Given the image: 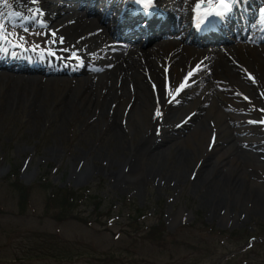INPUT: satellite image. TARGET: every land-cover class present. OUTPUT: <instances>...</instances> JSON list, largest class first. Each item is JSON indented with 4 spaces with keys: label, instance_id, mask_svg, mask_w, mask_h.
Here are the masks:
<instances>
[{
    "label": "rangeland",
    "instance_id": "rangeland-1",
    "mask_svg": "<svg viewBox=\"0 0 264 264\" xmlns=\"http://www.w3.org/2000/svg\"><path fill=\"white\" fill-rule=\"evenodd\" d=\"M117 65L119 62L113 66ZM7 75L14 77L12 87L17 76L30 83L29 78H41L28 92L47 87L49 100L48 108L34 115L32 111L40 102L34 105L33 96L17 106L4 93L0 97V264H264V157L253 162L240 154L237 172L223 168L225 162L220 161L207 177L205 162L219 157V149L228 146L232 149L230 160H237L236 151L242 149L251 150L258 159L261 151L252 146L258 147L256 141L263 139L264 126L262 115L254 114L257 110L243 111L224 102L225 112L231 114L225 121L228 130L223 132L220 121L205 116L201 92H197L191 101L196 109L190 106L189 111L195 110L198 116L193 115L191 126L180 133L207 125L212 129V143H200L188 161L185 140L180 144H168L167 140L156 153L172 146L169 154L140 160L134 149L149 143V133L157 138L152 143H159L163 136L153 135L150 124L159 100L153 88L135 93L132 80L134 87H128V92L107 94L108 103L103 102L107 90L100 89L102 97L97 104L90 93L89 104L82 101L83 109L64 117L51 104H59L67 95L77 104L81 94L77 89L83 91L88 79L96 83L98 76L49 78L58 81L46 85L48 76L41 74ZM241 76L251 88L245 91L246 99L241 98L251 108L257 88L248 73L242 71ZM101 77L106 82L105 76ZM213 79L204 85L209 86ZM107 83L111 86L112 80ZM218 91L226 90L216 83L211 94ZM139 93L146 95V104L140 102L142 106L134 111L133 96ZM175 118H166L165 125L182 119L178 114ZM157 166L163 168L162 173L148 172ZM175 174L178 176L172 178ZM222 174L226 182L221 185L205 183L219 180ZM246 174L251 183L261 187L243 181ZM249 194L254 196L248 199ZM206 195L223 197L226 206L213 213L205 208ZM84 198L87 200L79 201ZM141 214L146 219L138 223L135 217ZM250 237L257 241L249 250Z\"/></svg>",
    "mask_w": 264,
    "mask_h": 264
},
{
    "label": "bare ground",
    "instance_id": "bare-ground-1",
    "mask_svg": "<svg viewBox=\"0 0 264 264\" xmlns=\"http://www.w3.org/2000/svg\"><path fill=\"white\" fill-rule=\"evenodd\" d=\"M40 1H41L40 6L44 9H47L48 3L45 0H40ZM29 2H31V0H29ZM11 5L3 4L2 7H0V16H2V18L4 17V14L8 12L7 9ZM82 14H86V13H77V14L72 15L73 16L72 20L74 19V21L71 23H66L64 21L60 23V26L64 24L61 29V35L63 36L64 39H67L68 41H71V42H74L77 39L79 42H81L84 39L83 36H80V37L78 36L76 38H73V36H77L79 34L86 35L87 33L91 31V28L95 26V24L93 23L101 19V17L98 16L96 19L90 22L88 20H85V18H83L82 16H80ZM17 17H19L21 22L24 23L23 17L19 15H14L15 21H19ZM67 20L69 19H65V21ZM2 24H4L3 21H2ZM5 24H6L5 26L6 29L13 28L12 25H16V26L18 25L16 22L15 24L12 23V25L9 22ZM98 27H102V26H98ZM95 30L96 29L92 30V32ZM20 32L21 33L17 34L18 35L17 41L18 40L20 41L21 39H25V36H27L28 33L32 34L30 33L31 31H20ZM25 32H28V33H25ZM97 37H103V34ZM225 48L226 49L224 50V53L218 48H213L212 53L215 56L213 66L209 67L208 61L206 63L202 62L201 65L196 66L197 68L204 69V72H202L199 76H197L198 79L207 78L210 71L213 73V76H212L214 78L213 83L210 84L209 86H205L204 84L201 83V85L203 86L197 91L201 92V95L199 96V101H200V104L205 107V116L209 119H216L217 121H220L222 123V126L219 128V130H222L223 132H226L228 130L225 121H226V118L229 116L228 114H231V113L225 112L224 108L226 105L236 106L237 108L243 111H253L254 110V109H251L247 104H244L242 101L241 95L243 96V98H245L246 96L244 90L249 91V89L251 88L245 84L241 74L237 71L236 66H238V64L241 62L244 66H247L251 70L255 71L259 75V78L261 80L259 85L262 88H264V58L262 56L263 54H260L258 52V49H256L252 45L235 44L234 46H230L228 48L225 47ZM136 49L140 50L142 52V55H140V52L137 51V52H130L127 56L123 54L117 57V61L119 62V65H117L115 70L107 77L108 80H112L111 77H114V76H117V78L119 79L121 78L120 80L121 86H119V79H117L115 84H112V86L110 87L106 84L104 78H102L101 76L98 78L96 83H94L93 80L88 79L83 91H82V88L77 89L81 91V94L79 93V95L77 96V101L79 100L77 104H75V102H72L69 99V95H67L64 99L60 100L59 104L52 103L51 108H53V110H58L59 112H61L62 116L64 117H71V115H73L75 111L79 112V110L83 109V108H80L82 105V101H87V104L90 103L89 101H91L92 99V97H89L90 93H92L95 103L97 104V101H100L102 97V95L99 92L100 89L107 90V92H105L106 95L103 97V102L105 103H108V97L105 99L107 94L110 96L113 94L114 91L118 92L119 90H121L122 93L128 92L129 88H128L127 82L129 81V79L135 82V93L141 91L144 88H150V87L153 88L152 86L148 85V83L145 81L146 78L143 72L141 71L143 68L141 59L142 58L145 59L146 66L153 73L154 78L157 81L161 77V75L158 76L157 67L155 66V63L152 61V59H150V56H154L155 58L159 59L162 57L161 55L162 52H166L168 54L169 52L172 51L173 48L172 46H164L162 44H158L155 49H144L143 47H139V46H137ZM262 49L264 50V46H262ZM185 50L187 51V54L184 57H181L179 54H176V53L172 54L170 57L171 61H174V65H173L174 68H173V72L171 75L174 80L173 87L171 91H166V90L162 91V88L158 90V99H159L158 105H165L166 100H168L169 93L174 92L181 82V79L183 76L182 73L184 72V69L176 68V66L177 65L183 66V62L185 59H186V62L188 63L190 62L193 63L195 61H198L200 57L204 56V54L208 52V50L195 52L193 48L191 49L187 47L185 48ZM229 54L238 60L236 61L238 63L237 65L235 64L236 62L233 64L231 60L227 57ZM224 56L227 59L224 58ZM35 61L38 62L36 58H35ZM1 65H6V63H4V60L3 61L1 60L0 62V71H3L0 74V97H1V94L4 93V96H9L13 105L17 106L19 101H21L22 103L23 100H29L33 96L34 105H37V102H40L38 109H35L32 111V114L34 115H37L38 113H42L43 111L41 109H43V107L48 108L47 102L49 100L48 99L49 89L47 87L40 89V87L38 86V89L36 88L35 93H32L30 90L28 92V89L34 86L35 82H39V83L42 82L41 78L37 77L35 78V80L33 78H29V81L32 82L30 83V82H23L22 81L23 78L21 76H17L16 80L14 81V86L12 87L11 79H13L14 77H12L11 75H7L8 70L6 68H3ZM130 71H132L131 74H130ZM162 72L163 71L161 69V74ZM52 78H55V77H52ZM57 81L58 80L56 79L51 80L48 78L45 84L46 85L54 84V83H57ZM216 83L223 85L225 90H228V89L229 90L225 92L218 91L216 92L215 95L211 94L212 86H214ZM117 87H120V88L115 90ZM94 93H96V95H94ZM192 94L193 92L186 91L183 94V96L179 97L174 103V108L169 106V108L167 109V116L170 114L177 115L179 113H184L185 110L187 109L189 111V109L193 108V107L189 108L190 106H194L193 109H196V105L192 103L191 101L188 102L186 109H184V105H182V103L186 102L188 100V97L191 96ZM133 97L135 98V102L131 109H133L134 111H137L136 109H139L142 106V105L139 106L140 102H143L144 104H146V95L144 93H139L138 95L133 96ZM224 102H226V105L223 104ZM261 104L264 105V100L261 101ZM97 107H99V105H97ZM110 109H111V106H110ZM261 109L264 110L263 108L259 107L256 104V110L259 111ZM165 111H166V108H163L162 111L160 112V115L157 116L154 119V121L151 122L155 128H159V131H162L163 136H160L159 143H152L157 138H154L153 136H151V133H149V140H148L149 143L141 144L139 147L135 148L134 155L137 157H140V160H146L150 157H151L150 159H153L154 157H160L163 154L165 155L167 153L169 154L172 150V146H171L166 151H161L159 153H156V150H159L162 148L163 142L168 140L167 141L168 144L173 143V142L180 144L183 140H185L183 142V146L186 147L188 151V155H186V153H184V155L188 161H191L192 157L197 152L196 147H198L200 143L203 144L204 141L208 142L209 136L212 132L211 127L206 125L203 129H200V127L197 126L196 128L193 127L190 131H187V133L181 134L180 133L181 129H178L177 127L171 128L169 126H163L161 119L164 117ZM236 117L241 118L242 116L237 115ZM188 118H189V115H186L180 124L185 125L188 122V121L186 122ZM248 119H251V118L248 117ZM164 124H165V120H164ZM119 126H117V128L121 130L122 126L121 125ZM117 128L115 129V131L117 133H122L119 130H117ZM165 133L171 134L169 139H168L169 136L167 137ZM185 134L186 136L184 137V139L180 140V138H183ZM150 141H151V144H150ZM263 142H264V137L263 139L256 141L258 147L249 145L250 147L252 146L255 149V151H261V153L258 154V159L255 155H253V152H250L251 150L247 151L245 149H242L241 152H239V150L236 151L237 156L235 157L237 160H230L228 159V155L230 154V152H232V149L229 148L231 146L221 147L219 149V151L221 152L219 157H217L216 159H212V160L209 158L205 161L207 162L206 164H208L207 165L208 173L206 177L209 176L211 172L213 173L217 169V167L220 165V161L225 162V165L223 168L227 169L228 171H231V168H232L235 170V172H237L239 170L238 161H240L239 159L240 154H242L243 156L250 157L251 161L253 162L255 160L260 162V157H264V152H263L264 143ZM251 154L254 158L251 156ZM144 171H146V169H143V172ZM131 172L132 173L135 172V167L131 170ZM148 172L149 173L158 172L160 174L163 172V168H161V166L153 167ZM177 176L178 175L175 174L172 176V178H176ZM225 178H226L225 174H222V177L220 176L219 180L207 181L205 183H207L209 186L213 182L221 185L222 181L226 182ZM235 180L236 179L233 180V183L237 185V182H235ZM243 181L245 182L248 181L251 184V186L261 187L260 184L256 182L251 183L248 180L247 174H246V178L243 177ZM227 188L228 187L225 186L224 189L228 190ZM253 196L254 195L249 194L247 198L250 199ZM204 199H205V202H204L205 208L211 209L213 213H216L219 207L226 206L225 199H223V197L221 196L218 198L215 195H211V197H208L206 195Z\"/></svg>",
    "mask_w": 264,
    "mask_h": 264
},
{
    "label": "snow or ice",
    "instance_id": "snow-or-ice-1",
    "mask_svg": "<svg viewBox=\"0 0 264 264\" xmlns=\"http://www.w3.org/2000/svg\"><path fill=\"white\" fill-rule=\"evenodd\" d=\"M33 2H35V0H33ZM137 2H140V0H137ZM219 5L221 6L222 10L217 11L216 15L222 18L224 14L230 10V8L232 7V3L226 2V0H219ZM145 6H148V5L146 4ZM200 8H201V5L197 4V9L199 10ZM261 17H262V23H264V9L261 10ZM2 29H3V25L0 24V30ZM0 39H3L2 31H0ZM249 79H252V78L249 77ZM186 85H187V82H185L184 84H181L180 88L176 90V94H179V91L183 90V88L186 87ZM169 95L171 96V100L169 101L171 103L172 100H175V95L172 94L171 92L169 93ZM159 115H160V112L158 111L157 116ZM261 123H264V120H262Z\"/></svg>",
    "mask_w": 264,
    "mask_h": 264
},
{
    "label": "trees",
    "instance_id": "trees-1",
    "mask_svg": "<svg viewBox=\"0 0 264 264\" xmlns=\"http://www.w3.org/2000/svg\"><path fill=\"white\" fill-rule=\"evenodd\" d=\"M53 196H55V193L52 195V198L54 199L55 197H53ZM65 197L67 198L68 196L65 195ZM64 203H65V202H64ZM157 230H160V232H162V231H163V228H158ZM152 233H153V232H151L150 235H151Z\"/></svg>",
    "mask_w": 264,
    "mask_h": 264
}]
</instances>
